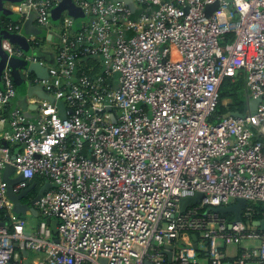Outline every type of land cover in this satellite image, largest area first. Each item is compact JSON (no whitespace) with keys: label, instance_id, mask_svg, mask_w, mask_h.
I'll return each mask as SVG.
<instances>
[{"label":"built area","instance_id":"2783aa9c","mask_svg":"<svg viewBox=\"0 0 264 264\" xmlns=\"http://www.w3.org/2000/svg\"><path fill=\"white\" fill-rule=\"evenodd\" d=\"M61 2L21 0L5 28L21 35L32 16L48 28ZM131 2L133 11L73 0L84 19L62 15L47 76L22 71L50 97L23 101L35 106L33 120L18 106L11 62L43 61L0 40V209L12 226L0 227V264H23L14 243L42 252L38 264H264V229L247 207L264 203V0ZM238 73L255 110L214 117L222 80ZM6 166L22 178L14 192L35 177L50 184L28 235L6 195ZM196 193L199 203L180 213V200ZM237 199L247 203L245 222L211 210Z\"/></svg>","mask_w":264,"mask_h":264},{"label":"crops","instance_id":"0c3cea01","mask_svg":"<svg viewBox=\"0 0 264 264\" xmlns=\"http://www.w3.org/2000/svg\"><path fill=\"white\" fill-rule=\"evenodd\" d=\"M20 1L21 0H0V36L1 35H11V36L20 37V39L16 41L15 43H12L10 40L9 41L15 48L21 49L27 56L30 55V56H33L39 59L40 61H43V65L41 66L47 68L53 64V61L55 59V54H56V48L59 45V41H60L59 35H60V30H61L60 21H61L62 15L67 13L70 16H72L74 19L75 25L79 24V22L83 20L84 18L81 12L79 11V9L75 7L73 0H71V1H67V3L64 6L63 5L61 7L57 6L53 8L52 10H50L48 28L38 26L34 22V19L32 18L33 17L32 16L30 17L28 21H26L23 24V32L21 33V35L10 33L6 30L4 21L11 20L13 21L11 23L16 22V20L18 19V16L14 13L13 9L15 8L17 4H19ZM3 11H6L10 15L3 14ZM30 38L34 40L35 39L38 40V43H37L38 45L35 46L34 44H32L34 40H30ZM39 43L41 44V46H39ZM46 43L47 45H45ZM1 58L3 57L1 56ZM11 63H12V68H13V77H14L16 87H17V92H18V106L25 109V105L23 104V101H25L27 97L29 96H36V97L38 96L32 92L33 88H36V87H31L23 79L22 71L27 70L28 72H30L29 71L30 65L35 64V63H27L19 59L13 60ZM30 73L32 75H35L33 72H30ZM30 108L31 106H28L25 109V114L29 111L31 113V116H34V114H32V111H30L31 110ZM9 178L11 180H14L15 178H17V176L11 174ZM34 179H39L38 180L39 182L37 183L34 182ZM34 179L29 181L26 187L28 188L32 186L31 192L35 190L34 192L37 193V191L41 187H43L46 184H49L48 182H46L45 180L39 177H35ZM14 189H15V186H14ZM18 193L19 192L15 191V194H18ZM30 194L26 197V199L22 201L23 203H25V201L26 203L27 202L29 203L32 200V199L30 200L31 198ZM35 209H36V205H35ZM18 217L22 218L25 221L24 234L26 235L34 232L40 220L38 213L33 214L30 211H27L24 216H18ZM256 228L259 229V227H256ZM55 236L53 235V238H56ZM251 245L257 246L258 243L254 242V243H244L243 244V246H251ZM15 250H16L18 258L20 259L22 258V262L24 263L25 258L21 254L20 250L19 249H15ZM236 251H237L236 247L233 248V250H230L229 248L227 249L228 260L232 259L235 256ZM44 257L45 256L42 252L30 251L28 258H27L28 264L42 263L44 260ZM251 264H257V263H251Z\"/></svg>","mask_w":264,"mask_h":264},{"label":"water","instance_id":"95a60500","mask_svg":"<svg viewBox=\"0 0 264 264\" xmlns=\"http://www.w3.org/2000/svg\"><path fill=\"white\" fill-rule=\"evenodd\" d=\"M67 1H71V0H63L61 2V4L58 6H60V7L62 5L64 6L67 3ZM117 1L125 2L126 4L129 5L130 10L133 11V5H132L131 0H117ZM216 8H217V3H213L211 5L206 6L205 15L207 17H209L216 10ZM3 14L10 15L6 11H3ZM22 32H23V30H22ZM1 39H8L12 43H15L16 41H18L20 39V37L11 36V35H1L0 40ZM0 54L3 57L2 58L3 60L0 64V70H1V68L3 66V62L6 58V55L2 51H0ZM29 71L33 72L38 78H41V79L45 78L47 76V69L45 67H42L39 63L31 64L29 67ZM32 92L42 99L50 100V97H48L40 88H33ZM258 102H259L258 100H253L252 98H248L246 103H245L243 112L240 114L239 113L233 114V116L239 118L243 114H245L247 111L253 112L255 110ZM57 106L60 109L62 108V104L60 102L57 103ZM30 109L34 110L35 106L34 105L31 106ZM25 117L28 120L34 119L33 116L29 115L28 113L25 114ZM112 119H113V117H112ZM12 172H13V168L10 166H6L4 171H3V181L7 185L6 195L9 199V201L13 204V208H12L13 213L18 215V216H24L27 211H30L31 213L36 214L37 211L35 209V205L39 201V199L41 198L44 191L47 190L48 188H50V184H46L43 187H41L37 191L34 198L29 203H23L22 201L24 199H26V197L30 194V192L32 190V186H30L24 190H21L18 194H15V192L13 191V186L15 184L21 182L22 178H21V176H18L14 180H11L9 178V176L12 174ZM202 197H203L202 194L196 193L193 197H187V198L181 199L179 202V212L183 213L188 207L198 204L199 201L202 199ZM246 205H247L246 201H244L243 199H237V200H235V202H233V203H231L225 207H215V208H212L211 210H212V212L220 214V215H231L232 216L231 224H235L236 222L241 221L242 213H243ZM260 210L262 212H264V203L260 206ZM47 223L49 224V226L51 228L52 234L55 236L57 234L56 222L47 220ZM252 225L255 227H259L260 230H263L264 229V219L260 220V221H254L252 223ZM0 227H3L2 223H0ZM191 239L193 241H196V237L194 235L191 236ZM14 248L19 249L21 254L23 255V257L25 258L23 264H28L27 258H28L29 252L27 250H25L22 246H19L17 243H14ZM145 264H150V263L146 262Z\"/></svg>","mask_w":264,"mask_h":264},{"label":"trees","instance_id":"16d2710c","mask_svg":"<svg viewBox=\"0 0 264 264\" xmlns=\"http://www.w3.org/2000/svg\"><path fill=\"white\" fill-rule=\"evenodd\" d=\"M4 22L6 25L7 23L13 21L5 20ZM225 37L226 38L223 41V45H226L231 41V35ZM219 99L220 101L216 107L214 117H219L226 114H238V113L240 114L243 112L245 103L247 101V93H246L243 73H238L233 77H226L222 80L219 86ZM223 101H226V103L223 104ZM38 180L39 179H34V182L37 183L39 182ZM34 191H32L30 194L31 198H33L36 195ZM247 207H251L254 211L250 217L251 218L250 224L254 221H259L262 218L260 213V205H254L249 203ZM223 217L227 220L228 223L232 221L231 215H223ZM242 221L245 222L247 221V219H245L244 216H242ZM0 223H2L5 227H7L9 232L12 231L10 220L7 217L5 210L3 209H0ZM82 264H89V263H82Z\"/></svg>","mask_w":264,"mask_h":264},{"label":"rangeland","instance_id":"374dc122","mask_svg":"<svg viewBox=\"0 0 264 264\" xmlns=\"http://www.w3.org/2000/svg\"><path fill=\"white\" fill-rule=\"evenodd\" d=\"M45 45H47V43H46ZM45 45H44V46H45ZM39 46H41L40 43H39ZM233 248H235V247H234V246H230V247H229L230 250H233ZM201 264H205V261H201Z\"/></svg>","mask_w":264,"mask_h":264},{"label":"flooded vegetation","instance_id":"af4514ba","mask_svg":"<svg viewBox=\"0 0 264 264\" xmlns=\"http://www.w3.org/2000/svg\"><path fill=\"white\" fill-rule=\"evenodd\" d=\"M33 198H34V197H33ZM33 198H30V200L33 199ZM27 199H28V198H27ZM25 203H26V201H25ZM27 203H28V202H27Z\"/></svg>","mask_w":264,"mask_h":264}]
</instances>
